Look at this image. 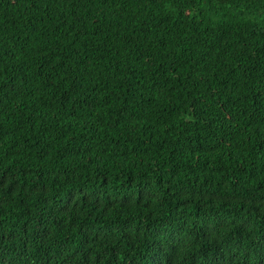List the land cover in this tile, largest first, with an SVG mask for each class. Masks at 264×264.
Listing matches in <instances>:
<instances>
[{
    "label": "trees",
    "instance_id": "1",
    "mask_svg": "<svg viewBox=\"0 0 264 264\" xmlns=\"http://www.w3.org/2000/svg\"><path fill=\"white\" fill-rule=\"evenodd\" d=\"M0 264H264V0H0Z\"/></svg>",
    "mask_w": 264,
    "mask_h": 264
}]
</instances>
